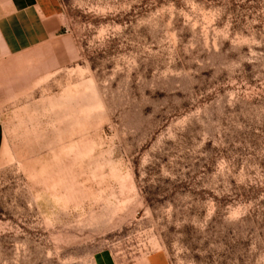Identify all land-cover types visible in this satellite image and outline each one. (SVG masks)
I'll return each mask as SVG.
<instances>
[{"label": "rangeland", "instance_id": "374dc122", "mask_svg": "<svg viewBox=\"0 0 264 264\" xmlns=\"http://www.w3.org/2000/svg\"><path fill=\"white\" fill-rule=\"evenodd\" d=\"M56 2L0 39V264H264V0Z\"/></svg>", "mask_w": 264, "mask_h": 264}, {"label": "crops", "instance_id": "0c3cea01", "mask_svg": "<svg viewBox=\"0 0 264 264\" xmlns=\"http://www.w3.org/2000/svg\"><path fill=\"white\" fill-rule=\"evenodd\" d=\"M0 0V39L7 47L38 45L55 36L59 25L56 0ZM25 32V34H22ZM24 40V41H23ZM1 146V145H0ZM94 264H115L99 256ZM140 264H168L161 252H153Z\"/></svg>", "mask_w": 264, "mask_h": 264}]
</instances>
